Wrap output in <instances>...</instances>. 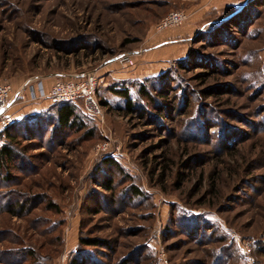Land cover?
<instances>
[{
    "label": "rangeland",
    "instance_id": "obj_1",
    "mask_svg": "<svg viewBox=\"0 0 264 264\" xmlns=\"http://www.w3.org/2000/svg\"><path fill=\"white\" fill-rule=\"evenodd\" d=\"M200 2L0 0V82L13 85L11 102L22 109L28 88L47 93L56 79L89 74L108 101L102 119L30 144L10 165L0 264H264V0H235L232 23L198 34L209 18L173 27L197 28L184 57L159 64L155 24ZM165 71L167 101L152 104L138 83ZM122 79L132 111L108 91ZM110 179L108 191L100 181ZM19 201L23 216L4 212Z\"/></svg>",
    "mask_w": 264,
    "mask_h": 264
},
{
    "label": "trees",
    "instance_id": "obj_2",
    "mask_svg": "<svg viewBox=\"0 0 264 264\" xmlns=\"http://www.w3.org/2000/svg\"><path fill=\"white\" fill-rule=\"evenodd\" d=\"M232 8H234V6H228L223 11L211 10L208 12L204 18H209V20L207 19L206 22H203L202 25L199 26L196 34L202 31L204 26L218 28L221 23L232 19V17L236 15L232 13L234 11ZM222 13H226L227 15L220 20L218 17ZM212 15H214V17ZM220 21L221 23H219ZM232 22L233 19L229 21V23ZM191 40L192 38L190 39L189 37L183 39L186 43H190ZM178 61L180 62L181 59ZM156 78V80H158L156 84L152 83L153 76H148L144 81L138 83L137 92L152 104L156 103V101H160V103L167 101V98L165 97L166 89L164 88L168 79L167 71L157 75ZM147 82L151 84L150 86L155 90L157 95H153L150 92ZM108 89L125 102L124 106L127 111L133 110L131 91L126 85V81L114 82L109 85ZM100 103L104 106V104L107 105L108 101L105 99ZM156 106L158 107L160 105L157 104ZM82 112L79 110V106L75 102H56L52 103L49 110L47 109L46 111L24 116L19 120L12 121L7 127L0 129V181L10 182L13 179H17V175L11 173L10 165L12 167L17 166L14 162L22 159L21 153L24 154L27 151L28 146H31L32 144L36 145L39 141H43L47 138L51 141L53 140V136L58 132L81 131L86 129L91 122L88 120V117L90 116ZM162 114L165 115L163 111H160L158 114H155V116L157 119L161 120ZM20 138L28 140V144L26 143L22 145V143L19 142ZM105 161V164H108L109 166H117V164L113 163L112 159H106ZM100 185L105 190L111 191L113 188V180L100 181ZM133 193L132 196H139L141 191L134 188ZM26 204L27 202L19 201L18 210H15L14 207L10 205L4 210V212L9 215L23 216L22 212L25 210ZM49 204L50 208L55 210L58 208L57 203L53 201H50ZM90 209L91 207H87L85 210L90 212ZM79 244L82 246H97L99 244H106V240L98 237H80ZM28 254L29 256L34 255V250H28ZM119 264L127 263L124 260Z\"/></svg>",
    "mask_w": 264,
    "mask_h": 264
},
{
    "label": "built area",
    "instance_id": "obj_3",
    "mask_svg": "<svg viewBox=\"0 0 264 264\" xmlns=\"http://www.w3.org/2000/svg\"><path fill=\"white\" fill-rule=\"evenodd\" d=\"M189 19V13L183 9L172 10L166 13L156 24L155 30L173 28L184 24ZM119 62L125 66H133L134 59L132 55H122ZM31 100L39 97V93L34 87L28 88ZM16 93L10 82H0V129L7 127L12 122V117L8 110L10 100ZM52 102H75L81 103L82 111L93 119H102L104 106L96 96V77L92 74L82 79H56L52 83L49 91L45 94Z\"/></svg>",
    "mask_w": 264,
    "mask_h": 264
},
{
    "label": "crops",
    "instance_id": "obj_4",
    "mask_svg": "<svg viewBox=\"0 0 264 264\" xmlns=\"http://www.w3.org/2000/svg\"><path fill=\"white\" fill-rule=\"evenodd\" d=\"M188 1H191V0H188ZM200 1H201L200 3L196 4V6L198 7L191 6V10L189 9L187 10L188 12H190L189 21L191 19L193 21L198 20L197 22L199 23L200 20H202L204 16L211 10L223 11L228 6H232L235 3V0H200ZM196 28L191 24H187L181 28H176V29L172 28V29H169V30L167 29V30L160 32L159 37L157 39L159 43H156L154 45L155 48L152 50V51H155V53H152V55L150 56L152 58L157 57L156 59L160 60L159 64H164V61L168 59L173 60V59L184 57L188 52V45L186 44V42L183 41V39H185L186 37L192 36L191 34L196 31ZM180 46H182L180 50L181 52L176 53L177 50L179 51ZM134 64H135V61H134ZM120 81H125V80L122 79ZM32 87H34V89L36 90L35 86H32ZM36 91L39 93V97L33 100L29 99L32 103H30L29 105L25 107H22V109L21 107L18 108L17 103L11 102L10 100L11 103H10V108L8 112L12 117V121L19 120L23 118L24 116H27L33 113L41 112L49 108L52 105V102L47 98V96H45V94H47L45 86L42 88V91H39V90H36ZM109 92L112 95H115L111 91Z\"/></svg>",
    "mask_w": 264,
    "mask_h": 264
}]
</instances>
